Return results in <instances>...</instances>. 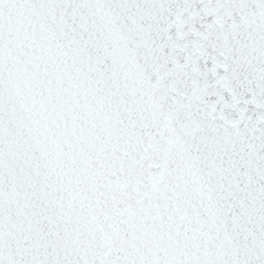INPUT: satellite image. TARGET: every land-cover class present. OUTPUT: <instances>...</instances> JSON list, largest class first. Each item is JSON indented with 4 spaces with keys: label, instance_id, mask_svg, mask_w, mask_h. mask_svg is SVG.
Listing matches in <instances>:
<instances>
[{
    "label": "snow or ice",
    "instance_id": "1",
    "mask_svg": "<svg viewBox=\"0 0 264 264\" xmlns=\"http://www.w3.org/2000/svg\"><path fill=\"white\" fill-rule=\"evenodd\" d=\"M0 264H264V0H0Z\"/></svg>",
    "mask_w": 264,
    "mask_h": 264
}]
</instances>
